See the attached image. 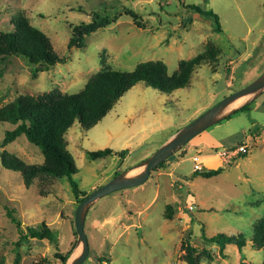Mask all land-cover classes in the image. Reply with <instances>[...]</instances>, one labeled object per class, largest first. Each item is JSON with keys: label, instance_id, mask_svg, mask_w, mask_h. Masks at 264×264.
Wrapping results in <instances>:
<instances>
[{"label": "rangeland", "instance_id": "obj_1", "mask_svg": "<svg viewBox=\"0 0 264 264\" xmlns=\"http://www.w3.org/2000/svg\"><path fill=\"white\" fill-rule=\"evenodd\" d=\"M191 6L212 11L220 27ZM20 13L50 37L63 62L35 76V67L25 59L10 58L0 80V108L20 95L37 97L55 90L76 94L107 66L133 71L143 63L161 62L173 77L183 63L200 55L207 59L195 68L188 87L166 95L138 84L92 129L83 130L79 123L72 127L67 150L79 171L73 178L87 196L264 75V0H2L0 32L10 29ZM94 13L108 16L112 23L87 37L82 49H69L73 27L90 22ZM243 107L247 109L240 111ZM14 128L0 124V154L42 165L41 150L25 136L5 144L6 132ZM204 135L207 154L213 157L204 160V166L223 167L222 174L194 177V166L201 162L192 157L201 154L190 147L195 138L142 186L101 198L87 215L90 253L84 264H189L183 243L197 250L198 264H242L243 258L246 264L263 263L264 249H255L252 239L264 220V92L249 97ZM241 141L248 144L249 153L220 165L217 154ZM107 148L128 154L125 159L117 154L90 159L88 152ZM41 190L48 194L41 195ZM80 200L66 180L42 185L38 179L27 188L22 174L5 169L0 158V264H14L16 252L20 264H60L47 241L28 239L16 248L20 236L7 210L14 212L25 232L46 224L55 231L60 252L73 248L70 259L77 257L81 246L74 221ZM203 233L241 235L247 244L241 253L229 245L221 254L217 245L202 239Z\"/></svg>", "mask_w": 264, "mask_h": 264}, {"label": "trees", "instance_id": "obj_2", "mask_svg": "<svg viewBox=\"0 0 264 264\" xmlns=\"http://www.w3.org/2000/svg\"><path fill=\"white\" fill-rule=\"evenodd\" d=\"M1 2L2 0H0V5ZM189 9L207 20L212 18L220 27L219 17L212 11H204L197 6H191ZM132 13L136 17L137 13ZM111 23L112 21L108 16L94 13L90 22H83L73 27L68 48L82 49L85 46L87 37ZM216 32L221 33V28H218ZM13 57L23 58L32 67H35V76L40 72L49 71L50 68L63 62L62 58L55 52L50 37L41 29L35 28L24 13H20L15 17L10 29L0 32V80L4 76L3 68L5 64ZM206 61L205 56L200 55L189 62H185L178 74L173 77L169 76L167 67L161 62L143 63L133 71H121L107 66V68L91 76L84 88L76 94L55 90L37 97L30 95L18 96L12 102L0 108V124L8 123L15 127L13 130L6 132L5 144L12 143L19 137L25 136L31 144L41 150L44 163L42 165H29L19 157L3 152L0 154L2 166L7 170L21 173L27 188L31 187L38 179L42 180V185L66 180L74 196L78 199L81 197V203L87 197V194L80 192L79 185L74 181L73 177L79 171L73 155L67 150V136L72 127L79 123L83 130L92 129L107 117L118 101L138 84H144L146 87L166 95L186 88L190 84V78L195 68L201 62ZM246 109L247 107H243L240 111ZM242 143L244 141L238 142L232 149ZM116 154L121 159H125L128 151L124 150L116 153L107 148L88 152L90 159L93 161ZM174 156L168 161L172 160ZM165 163L156 169L164 167ZM223 170V167L216 170L205 168L202 172H195L194 177L211 179L221 175ZM40 193L41 195L48 194V192L42 190ZM7 215L17 226L19 232L20 238L16 248H18L20 242L28 239L47 241L55 248L56 260L60 264L68 262L73 254V248L64 254L61 253L55 231L46 224H41L36 228H28L25 232L22 223L14 217L13 211L7 210ZM202 239L217 245L221 254L229 245H235L241 253L247 244V239L241 235L217 234L208 237L203 233ZM252 243L255 249H264V220L255 229ZM182 249L189 264H198L197 250L190 243H183ZM21 259V254L16 252L14 264H20ZM104 261V259H100V263ZM242 264H246L245 258L242 259ZM262 264H264V261Z\"/></svg>", "mask_w": 264, "mask_h": 264}, {"label": "water", "instance_id": "obj_3", "mask_svg": "<svg viewBox=\"0 0 264 264\" xmlns=\"http://www.w3.org/2000/svg\"><path fill=\"white\" fill-rule=\"evenodd\" d=\"M262 92H264V75L250 85L236 91L234 94L229 95L220 103L207 110L200 117L183 127L172 139L161 146L151 157L92 191L78 205L75 212L74 226L78 237V245L81 246V251L77 257L69 259L66 264H84L88 259L90 244L85 231L86 219L90 209L98 200L118 191L142 186L149 180L151 173L157 167L168 161L173 155L189 144L197 136L221 123L227 119L232 112H235L236 108H234L235 110H229V107L232 104L244 97L249 98L251 96H258ZM227 111H230V114L224 115ZM136 170L141 171L135 175L131 174Z\"/></svg>", "mask_w": 264, "mask_h": 264}, {"label": "built area", "instance_id": "obj_4", "mask_svg": "<svg viewBox=\"0 0 264 264\" xmlns=\"http://www.w3.org/2000/svg\"><path fill=\"white\" fill-rule=\"evenodd\" d=\"M249 146L247 143H242L234 149H223L222 152L218 153V159L220 160L221 165H229L233 162L237 157L248 154ZM205 169V166L201 162H197L194 166L195 172H202ZM190 210L193 209L192 206L188 207Z\"/></svg>", "mask_w": 264, "mask_h": 264}, {"label": "crops", "instance_id": "obj_5", "mask_svg": "<svg viewBox=\"0 0 264 264\" xmlns=\"http://www.w3.org/2000/svg\"><path fill=\"white\" fill-rule=\"evenodd\" d=\"M207 131H205L204 133H206ZM204 133H202V134H200L199 136H197L196 138H198V139H196L194 142L195 143H192L191 145H190V147L191 148H194V149H196L197 150V152H201V154L200 155H196V153H193V155H192V157L193 158H196L197 157V159L199 160V161H201V163L203 164V165H205L204 164V160H207V159H211V158H213V157H210V155H208L207 154V149H208V147H209V145H207V135H204ZM172 137V136H171ZM171 137L167 140V141H169L170 139H171ZM166 141V142H167ZM235 143V142H234ZM193 144H194V146H196V147H193ZM236 144V143H235ZM235 144L233 145V143H230V145L229 146H235ZM219 145H221V144H219ZM211 147L212 146H217V144H213V145H210ZM233 146L232 147H230L231 149L233 148ZM226 149H228V148H226ZM191 153H189V155H190ZM216 157H218V156H216ZM218 161H219V164L221 165V163H220V160L218 159ZM219 165V166H220ZM207 168H210V167H207Z\"/></svg>", "mask_w": 264, "mask_h": 264}, {"label": "bare ground", "instance_id": "obj_6", "mask_svg": "<svg viewBox=\"0 0 264 264\" xmlns=\"http://www.w3.org/2000/svg\"><path fill=\"white\" fill-rule=\"evenodd\" d=\"M247 99H248V97H244V98L239 99L238 101H236L234 104H232V105L229 107V110L238 107L240 104L244 103Z\"/></svg>", "mask_w": 264, "mask_h": 264}]
</instances>
